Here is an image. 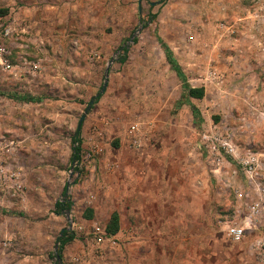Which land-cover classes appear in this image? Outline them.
<instances>
[{"label":"rangeland","instance_id":"1","mask_svg":"<svg viewBox=\"0 0 264 264\" xmlns=\"http://www.w3.org/2000/svg\"><path fill=\"white\" fill-rule=\"evenodd\" d=\"M0 9V264H264V199L252 179L264 178V0ZM157 37L204 87L189 99L200 122L177 105L180 81ZM26 95L39 100L17 99ZM213 132L232 153L202 141ZM250 158L259 175L242 164ZM64 185L71 204L56 213ZM230 227L243 235L232 239ZM63 229L74 237L57 259Z\"/></svg>","mask_w":264,"mask_h":264},{"label":"trees","instance_id":"2","mask_svg":"<svg viewBox=\"0 0 264 264\" xmlns=\"http://www.w3.org/2000/svg\"><path fill=\"white\" fill-rule=\"evenodd\" d=\"M1 12L5 11L4 9H0ZM151 18L155 17V14L150 15ZM135 41V38L133 39ZM158 44L160 45L161 49L163 50V53L165 55V58L167 60V63L170 65V68L174 71L175 75L180 81V98L177 100V105L180 106L181 104H190L189 99L190 98H195V99H200L204 95V87L203 86H191L186 78V75L184 71L182 70L181 66L179 65L177 59L172 53V50L170 47L161 39L160 37H157ZM123 53L127 52V46L122 45L119 47ZM125 60V55L120 58V62H123ZM15 97V96H12ZM100 97V94L97 93L95 97L92 98V101L90 104L95 103L98 98ZM16 98V97H15ZM17 99L24 100V101H38L39 98H35L33 96H17ZM191 112L194 120L196 122L201 121V114L198 110L197 107L194 105H191ZM80 128H81V121L78 122L76 129L74 133L71 136V153H70V161L72 162H79L80 160V153H81V143L82 139L80 136ZM66 186H63L62 189V199L57 200L54 204L55 212L59 213L64 209H69L70 207V202L66 200ZM90 211V210H88ZM91 215V214H89ZM119 216L116 211H113L110 215L109 221L106 224V232L110 235L114 234L117 232L119 228ZM74 237L73 232H69L66 229H63L60 231L59 236L57 237L58 241V248L56 251V256H59L61 258V250L66 245L69 241H71Z\"/></svg>","mask_w":264,"mask_h":264},{"label":"built area","instance_id":"3","mask_svg":"<svg viewBox=\"0 0 264 264\" xmlns=\"http://www.w3.org/2000/svg\"><path fill=\"white\" fill-rule=\"evenodd\" d=\"M202 141L205 142L207 145L209 144H218V146L220 147V149H222L223 151H225L226 153H232L233 148H231V143L230 141H227L226 137H223L220 134H216L215 132L211 133V134H203L202 135ZM206 151L208 152H212L213 150H220L219 148H205ZM242 164L244 166H247L251 171H252V176H256L259 175V171L257 169L258 165L255 162L254 158H250L248 159L246 162H242ZM251 176V177H252ZM252 179H257L259 184L262 186V190H259L258 195L261 197V199H264V178L262 177H258V178H253ZM243 228H239V227H230L228 229V235L234 239L237 240L239 239L243 234H242Z\"/></svg>","mask_w":264,"mask_h":264},{"label":"water","instance_id":"4","mask_svg":"<svg viewBox=\"0 0 264 264\" xmlns=\"http://www.w3.org/2000/svg\"><path fill=\"white\" fill-rule=\"evenodd\" d=\"M152 3H154V2H152ZM107 71H108V70H107V68H106V69H105V75H107ZM103 85H105V83H104ZM89 103H91V101H90ZM83 118H84V115H81L80 118H79V120H78V122H80ZM66 188H67V186H66ZM57 259H60L59 256H57Z\"/></svg>","mask_w":264,"mask_h":264}]
</instances>
